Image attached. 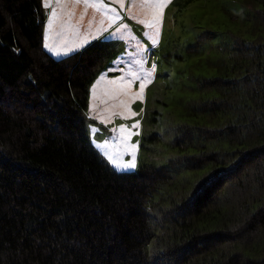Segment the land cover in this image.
I'll return each instance as SVG.
<instances>
[{"label": "trees", "instance_id": "1", "mask_svg": "<svg viewBox=\"0 0 264 264\" xmlns=\"http://www.w3.org/2000/svg\"><path fill=\"white\" fill-rule=\"evenodd\" d=\"M236 1L167 107L174 154L120 173L83 115L116 42L56 58L41 0H0V264H264V0Z\"/></svg>", "mask_w": 264, "mask_h": 264}, {"label": "rangeland", "instance_id": "2", "mask_svg": "<svg viewBox=\"0 0 264 264\" xmlns=\"http://www.w3.org/2000/svg\"><path fill=\"white\" fill-rule=\"evenodd\" d=\"M172 2L154 20L160 10L145 0H41L44 48L52 56L61 57L94 42H116L113 56L88 85L83 115L91 146L120 173L138 172L143 163L165 164L174 154L168 144L173 133L166 119L167 107L179 94L180 83L195 73L197 59L210 52L200 35L217 26L236 30L227 16L228 11L239 9L236 0H192L182 7ZM60 8L68 15L95 13V29L86 36L87 40L93 35L95 40L86 43L72 20L64 26L68 32H57L55 19L62 13ZM149 21L154 27L147 26ZM136 61H142V70ZM129 70L141 79L152 73L140 95L141 79L130 85L126 82ZM128 161L136 167L125 168Z\"/></svg>", "mask_w": 264, "mask_h": 264}, {"label": "crops", "instance_id": "3", "mask_svg": "<svg viewBox=\"0 0 264 264\" xmlns=\"http://www.w3.org/2000/svg\"><path fill=\"white\" fill-rule=\"evenodd\" d=\"M64 3L69 0H61ZM60 13L55 19V27L57 32H68L64 30V26L70 22V20L75 21L76 32L81 33L85 37L86 43L89 41H94L95 36L89 35L86 40V36L91 29H95V13L93 12H71V15H68L63 12V9H59ZM45 19V18H44ZM90 39V40H89ZM85 43V44H86ZM43 45H44V36H43Z\"/></svg>", "mask_w": 264, "mask_h": 264}, {"label": "snow or ice", "instance_id": "4", "mask_svg": "<svg viewBox=\"0 0 264 264\" xmlns=\"http://www.w3.org/2000/svg\"><path fill=\"white\" fill-rule=\"evenodd\" d=\"M85 2H87V0H85ZM171 2H172V0H145V3H151L153 7H155V8L158 9V10H160L156 15H154V17H153L154 20H158V19H159V17L162 15V9H163L167 4H169V3H171ZM46 6H47V5H46ZM147 26H148V27H154V23H153L152 21H149ZM45 47H48V46L45 45ZM135 63H136V64L140 67V69L142 70V61H136ZM151 74H152V73L149 72V73L147 74V76H151ZM127 75H128V77H129V79H128L126 82H127L129 85H130L134 80H136V79H141V78L138 76V74H137L136 71L129 70V72H128ZM147 76H146V77H143V78L141 79L140 93H139L138 95H140V94L143 93L144 88H145V86H146V82H150V81L147 80ZM118 79H119L120 81H125V77H124V76H120ZM113 83H115V81H113ZM93 87H95V85H94ZM136 126H137V125H133V127H136ZM120 128H121V130H123V129H124V126L121 125ZM90 133H91V129H90ZM132 147H133V149H135V148H136V145L134 144V145H132ZM124 167H125V168H129V167H130V168H135L136 165H135L134 162H132V161H128V162L124 165Z\"/></svg>", "mask_w": 264, "mask_h": 264}]
</instances>
